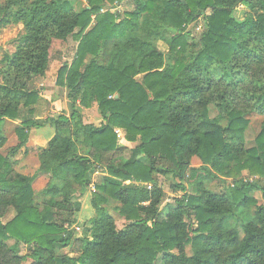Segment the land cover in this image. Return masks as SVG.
<instances>
[{
  "label": "trees",
  "instance_id": "1",
  "mask_svg": "<svg viewBox=\"0 0 264 264\" xmlns=\"http://www.w3.org/2000/svg\"><path fill=\"white\" fill-rule=\"evenodd\" d=\"M84 1L76 10L73 0H0V29L22 26L2 58L0 125L32 113L38 93L29 85L48 71L52 42L77 41L56 82L70 112L42 121L54 135L32 149L37 173L49 177L41 203L34 177L12 160L39 122L22 120L18 144L0 151V264H264V0H128L122 15L100 10L123 0ZM199 18L196 40L187 27ZM77 103L95 104L103 123L84 122ZM251 116L262 122L246 149ZM115 129L135 146L118 145ZM4 143L0 134V150ZM187 168L193 193L163 206L157 176L182 179ZM96 173L104 177L91 197L95 215L74 238L78 198ZM221 179L232 187L205 186ZM70 245L75 257L61 252Z\"/></svg>",
  "mask_w": 264,
  "mask_h": 264
},
{
  "label": "rangeland",
  "instance_id": "2",
  "mask_svg": "<svg viewBox=\"0 0 264 264\" xmlns=\"http://www.w3.org/2000/svg\"><path fill=\"white\" fill-rule=\"evenodd\" d=\"M73 1H74V8L76 10L82 7L83 2L81 0H73ZM117 3H120V2H117ZM129 10H131V5L127 3L126 5L124 6L122 5L120 6V8L117 9L118 11L117 14L122 15L124 12L129 11ZM204 27H205V21H203L202 18H199L198 21L190 24L187 27V29L188 31L191 32V36L195 37L196 40H198ZM21 33H22L21 26H16V25L13 26L12 24L8 26H4L0 29V67H2V58L5 56L4 54L6 53L10 54L14 51L15 41L20 36ZM5 37H7L6 40H5ZM158 45H159V49L163 51L166 50V47L164 44L159 43ZM75 47H76V41L73 40L72 38H68L66 42L53 41L50 47V64H49V70H48L49 75H52V76L45 82V85L43 88H37L38 83H36V81L39 79H37L36 81L33 80L29 85V88L32 90H36V89L46 90V91H49V94L53 92V94H55L58 97V101L60 103L58 107L51 106L50 103H47V102L46 103L41 102V104L39 105V108L37 109V112H41L40 114L42 117H50V116L56 117L60 113L62 114L63 112L64 113L68 112L67 105H66V110L63 108L64 106L62 105V103H64V98H65L63 87H58L59 85L56 86L53 84V82L55 80L58 68L63 63H67L71 60L74 54V51H75ZM95 108H96L95 104L90 108H83L85 109L83 111V116L85 117V121L87 123L98 125L100 117ZM51 110L53 111V113L51 112ZM216 116L217 114L215 112L211 113L212 118ZM261 122H262L261 117H257V116L250 117V124L247 130L245 131L244 146L246 149H249L254 146V139L257 133L259 132ZM222 124L225 125L226 122L222 121ZM0 128H2V126H0ZM40 138L43 139L45 137H40ZM117 140H118V136H117ZM131 147H133L132 144L128 146V149H131ZM7 149L8 148H4L3 153H5ZM27 165L29 168L31 167V169L28 171V174H32L34 169L32 168V164L30 160L27 163ZM160 166L163 167L164 169L174 170V166L170 162H167V161H161ZM199 166H200V161L197 158L192 159L191 167H199ZM15 170L20 172L17 167H15ZM190 176H191V172L189 171V168H187L183 172L182 179H180L177 175H174V173L157 176L156 178L157 183L159 187L165 193V198H164L165 200H164L163 206L166 204L175 205V199L181 198L184 195H191L193 193ZM242 178L245 181H252L254 179V178L249 177L246 171L242 173ZM95 180L97 183H100L102 178L99 175H97L95 177ZM46 184H47L46 178L36 179L35 182L33 183V190L35 191V194H36L35 201L37 203H41V201L43 200V198L39 196V193H41V191L46 188V186L48 185ZM232 184H233V181L231 179H221L220 181H215L212 183L205 182V186L215 193H221L225 191L227 188L232 187ZM262 184H264V181ZM177 185H180L181 187H183L184 191L177 189L176 188ZM250 195L253 199L257 200L258 202H261L260 193L252 192L250 193ZM90 202H91V198L89 197L81 200L83 209L80 211V213L77 216L82 221L79 220L80 221L79 222L76 220V226L80 228V231H75V229L73 230L74 238L80 237L82 233L83 223L85 222L83 220L84 217L87 216L88 218H92L95 215V211L92 208ZM113 205L114 204L108 207V212L115 218L117 228H122V226L124 225V222L122 219H120L118 213L113 208ZM251 210L253 211V208H251L250 211ZM12 216H13V213L12 211H10L7 214V216L4 217V221L9 220ZM240 223L235 224L234 222H232L231 226H236L239 230L240 236H242V230L240 228ZM61 252L63 254L75 257L78 252V247L77 245H70L67 248L63 249ZM186 254L187 255L191 254L190 247L186 248ZM23 264H27V263H23Z\"/></svg>",
  "mask_w": 264,
  "mask_h": 264
},
{
  "label": "crops",
  "instance_id": "3",
  "mask_svg": "<svg viewBox=\"0 0 264 264\" xmlns=\"http://www.w3.org/2000/svg\"><path fill=\"white\" fill-rule=\"evenodd\" d=\"M82 2H83V5L82 6H85V1L83 0ZM127 3L130 4V2L128 0H123L120 3L115 2L111 8H102L100 10V13H104L106 11H110V12H113V13L114 12H118L117 9L120 8V6H122V5L123 6L126 5ZM91 18L93 20L95 18V16H92ZM17 26H21V25H17ZM21 28H22V26H21ZM75 32H77V30ZM70 38H72L73 40H75L73 37H70ZM76 46H77V41H76ZM75 49H76V47H75ZM71 60H72V58H71ZM69 62H67V63H69ZM61 66L58 68L57 73H56L55 80L53 82V84L56 85V86H58L57 83H56L57 82V74H58V71L61 68ZM51 76L52 75H49V71H47L46 74H45V76H43L41 78H37L39 80L34 79V81L37 80L36 81V83H38L37 88H43L44 85H45V82ZM58 87H60V86H58ZM63 90H64L65 98H64V103H62V105L64 106L63 108L65 110H66V105H67L68 112L67 113H64L63 112L62 114L68 115L69 112H70V109H69V101H68V98H67V91L64 88H63ZM35 91L38 93V100L32 106V110L33 111H32L31 114H29L26 109H22L21 110V118H20V120H17V121L4 120L1 123L0 126H2V128H0V134L5 138V143L2 146V148H1L0 151H1V153L3 155L4 154H7V152L11 148H14L18 144V140H17L16 134H15V129L21 126V121L22 120H24V119H32L34 121H38L39 124H40V126L39 127H36V128L35 127L34 128H31L29 130V137H28L27 144L25 145V147H22L16 153L15 157L12 158V160L14 162H16V165L14 166V168L17 167L18 170L20 171V172H18V171H16V172H18L20 174H23V175H26V176H33L34 177L33 183L35 182L36 179L46 178V183L48 184L49 177L47 175H45V174L37 173L38 160H37L35 154L32 152V149H38V148H44V147H46L48 141L53 137V135H54V128L49 123H45V124L42 123V121H45L47 118H50V117H53V116H50V117H42L41 114H40L41 112H37V109L39 108V105L41 104V102L50 103V105L51 106H54V107H58L60 103L58 101V97L55 94H53V92L51 94H49V91L41 90V89H36ZM76 108L80 112V114L82 115L83 121L86 122L85 121V117L83 116V111L85 109L81 108L78 105V103L76 104ZM95 109L97 111V108H95ZM51 112L53 113L52 110H51ZM97 113H98V111H97ZM98 115H99V113H98ZM99 117H100V115H99ZM102 123H103V121H102V119L100 117L99 124L98 125H94L93 124V125L96 126V127H98ZM114 131H115L116 135L118 136V145H120L122 147H126V148H128V146L131 145V144L133 145V147L135 146L134 143H129V142H127L124 139V131L123 130H121V129H115ZM40 137H45V138L41 139ZM133 147H131V148H133ZM4 148H8L5 153H3V149ZM25 148L28 149L27 153H25ZM29 160H30V162L32 164V168L34 169L32 174H28V171L31 169V167L29 168L28 165H27V163L29 162ZM97 175H99L101 178L104 177V174H99V173L94 174L92 176V181H91L90 185L88 186L87 191L85 192V194L83 196H81V197L78 198V202L80 203V211L83 209V205L81 203V200L86 199L88 197L91 198L92 194L93 193H96V185L99 184L95 180V177ZM33 183H32V188H33ZM92 189L95 192H92ZM80 211L76 214V217H75L77 221H79V220L82 221L77 216L80 213ZM89 219L90 218H88L87 216H85L83 220L84 221H87Z\"/></svg>",
  "mask_w": 264,
  "mask_h": 264
},
{
  "label": "built area",
  "instance_id": "4",
  "mask_svg": "<svg viewBox=\"0 0 264 264\" xmlns=\"http://www.w3.org/2000/svg\"><path fill=\"white\" fill-rule=\"evenodd\" d=\"M148 188H150V187L148 186ZM92 192H95V191L92 189ZM69 228H70L71 230H74V229H75V231H80V228L77 227L76 224L72 225V226L69 227Z\"/></svg>",
  "mask_w": 264,
  "mask_h": 264
},
{
  "label": "clouds",
  "instance_id": "5",
  "mask_svg": "<svg viewBox=\"0 0 264 264\" xmlns=\"http://www.w3.org/2000/svg\"><path fill=\"white\" fill-rule=\"evenodd\" d=\"M7 39V37H5V40Z\"/></svg>",
  "mask_w": 264,
  "mask_h": 264
}]
</instances>
